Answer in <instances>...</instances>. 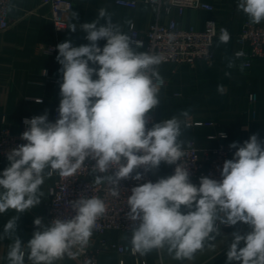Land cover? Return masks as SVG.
I'll return each instance as SVG.
<instances>
[{"label":"clouds","instance_id":"clouds-1","mask_svg":"<svg viewBox=\"0 0 264 264\" xmlns=\"http://www.w3.org/2000/svg\"><path fill=\"white\" fill-rule=\"evenodd\" d=\"M237 8L252 24L264 21V0H239ZM69 29L75 32L76 24ZM80 30L88 44L76 46L65 40L56 46V60L62 66L58 118L50 122L46 113L25 119L28 128L21 139L27 143L6 153L9 166L0 173V213L37 207L46 176L53 172L71 176L89 157L100 173L114 168L112 175L95 178L96 184L111 185L114 197L119 196L121 180L140 181L139 169L152 171L165 162L175 166L174 174L133 187L127 198L133 253L167 247L174 259L192 260L207 240L221 235V225L243 223L251 230L232 233L228 264H264V140L253 134L242 145L230 144L236 151L224 161L221 178L201 177L197 186L188 168L177 163L185 155L180 137L188 111L181 113L184 120L172 117L147 127V114L160 103L153 81L161 79L157 71L161 58L137 51L142 41L123 33L103 8L96 20L80 24ZM220 32L219 42L227 44L228 30ZM100 40H106L103 48ZM233 66L230 61L228 67ZM218 90L223 92V86ZM70 204L75 212L70 219L57 218L45 226L36 218L37 230L27 244L16 235L7 254L10 264H25L26 255L31 264H54L65 254L71 256L74 246H86L106 205L96 196H80ZM19 218L4 225L5 236L16 234Z\"/></svg>","mask_w":264,"mask_h":264},{"label":"crops","instance_id":"crops-1","mask_svg":"<svg viewBox=\"0 0 264 264\" xmlns=\"http://www.w3.org/2000/svg\"><path fill=\"white\" fill-rule=\"evenodd\" d=\"M117 1L119 0H73V10L67 16L68 27L64 32L56 34L50 10L41 4V0H11V26L5 31L0 30V132L20 135L25 119L46 113L49 121L54 122V111L60 102L62 73L59 69L62 66L57 62V56L43 54L39 50L40 46L58 45L65 40H71L76 46L88 44L86 33L80 30V24L96 20L101 8L106 10L123 33L130 37V29L134 27L145 38L150 25L156 21V11L145 3L140 2L136 8H127L118 5ZM201 1L210 5L213 10L187 9L181 15L177 8H173L170 15L162 17L160 21L167 23L173 20L182 29L194 27L197 30H204L206 23L212 21L217 28L228 30L230 40L223 44L219 42V38L216 39L215 56L210 65L198 61L193 67L169 63L157 67L165 86L158 93L160 103L155 110V123L172 117L184 120L181 113L188 111L189 117L182 124L180 137L184 142L183 149L191 143L199 149H214L224 144L236 151L229 145L233 142L242 145L253 134H258L264 140V59H256L250 69L243 67L241 70V65L248 59L249 47L238 43L236 37L241 34L244 25L250 22L238 10L239 0ZM73 12L77 13L75 19ZM73 23L77 26L75 32L69 29ZM104 23L101 19L100 24ZM258 25L264 26V21ZM105 44L106 40L98 42L101 48ZM137 51L143 52L142 49ZM241 51L244 55L237 58L236 54ZM230 61L234 64L231 68L228 67ZM219 85L223 86V92L218 90ZM251 94L257 96L255 104L250 102ZM39 99L42 103L38 104ZM190 122H211L214 125L192 126ZM221 133L226 134V139H212ZM8 166L9 163L0 161V173ZM154 173L159 178L170 176L171 165L161 162ZM52 183L53 178L45 177L40 188L43 193L41 203L37 207L24 213H17L14 209L0 213V264H10L7 254L16 235L23 244H27L37 230L34 220L46 219L48 186ZM182 211L187 210L182 206ZM16 216L20 217L16 234L9 233L5 236L4 225ZM250 230L243 223L224 227L221 235L215 240H207L203 250L198 251L192 260H176L165 247L144 255L139 253L137 257L102 250L99 264H228L226 253L233 239L232 233L239 231L243 234ZM92 235L98 246L102 242L132 246L131 235L126 232L109 231L102 236ZM243 246L242 242L240 247ZM25 263H31L27 255ZM54 264L77 263L68 257L62 261L57 260Z\"/></svg>","mask_w":264,"mask_h":264},{"label":"built area","instance_id":"built-area-1","mask_svg":"<svg viewBox=\"0 0 264 264\" xmlns=\"http://www.w3.org/2000/svg\"><path fill=\"white\" fill-rule=\"evenodd\" d=\"M140 2L156 11V21L150 25L145 38H142L139 32L131 27V39L143 43V46L138 49L159 56L161 58L159 65L169 63L176 66L188 65L193 67L198 61H203L208 65L213 62L215 56L214 44L221 34L220 29L216 27L214 22L208 21L204 30H197L194 27L182 29L173 20H169L167 23L160 21L162 17L169 16L173 8H177L179 13L183 15L187 9L212 11L213 8L210 5L203 3L201 0H119L117 4L122 7L136 8ZM10 3L11 0H0V30L2 31L9 29L11 26L9 18ZM41 4L47 6L50 10V18L55 33L64 32L68 27L67 16L73 10V0H41ZM236 40L238 43L249 47L248 59L243 63L245 69H250L256 59H264V26L246 23ZM56 46L42 45L39 50L47 56H57L58 49ZM153 82L159 91L165 86L162 79H154ZM256 101L257 96L251 94L250 102L255 104ZM57 109L54 111V122L58 118ZM155 110L156 108L147 114L149 118L147 127L149 128L155 123ZM189 124L192 126L214 125L211 122H190ZM27 128L28 125L23 123L22 133ZM21 134L13 135L8 131L0 132V161L9 163L6 153L20 144L27 143L21 139ZM221 134L212 137V139H226ZM183 150L185 155L177 163L188 168L191 182L197 185H199L201 177L219 180L224 161L231 159L235 152L224 144L214 149H199L194 143H191ZM94 165L95 161L89 157L81 168L71 176L64 177L59 175L58 172H53L50 177L46 176L53 178V183L48 186L46 219L41 218L42 223L47 226L57 218L70 219L75 215L70 202L77 200L80 196H96L104 201L106 211L97 219L92 234L102 236L109 231H121L131 235L133 222L127 218L129 211L127 198L131 195V189L147 181L156 182L160 178L155 175L154 170L144 172V169L141 168L139 171L143 173V179L140 181L121 180L119 196L114 197L111 195V185L106 182L95 183L97 175H112L114 168H109L106 173H100L94 168ZM174 169L175 166L171 165V175L174 174ZM133 175H135V172ZM220 231H224V226L221 225ZM102 250L114 251L120 255L130 254L134 257L139 254L133 253L132 246H118L116 244H106L105 242L98 246L96 238L92 235L86 246H74L71 249V256L65 254L58 261L69 257L77 264H99V255ZM142 264L145 263L142 262Z\"/></svg>","mask_w":264,"mask_h":264}]
</instances>
